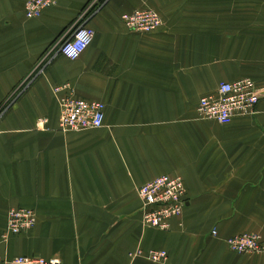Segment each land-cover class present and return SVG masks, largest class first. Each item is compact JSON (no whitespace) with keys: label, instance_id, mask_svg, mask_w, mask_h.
Wrapping results in <instances>:
<instances>
[{"label":"crops","instance_id":"0c3cea01","mask_svg":"<svg viewBox=\"0 0 264 264\" xmlns=\"http://www.w3.org/2000/svg\"><path fill=\"white\" fill-rule=\"evenodd\" d=\"M26 1L0 0V237L10 208L37 221L0 240V264H264L225 244L264 240V0H57L32 18ZM89 7L93 39L66 58L56 44ZM143 8L162 23L128 30L121 14ZM242 77L261 96L253 114L197 116L201 96ZM68 92L103 102V125L59 130ZM165 173L182 178L186 204L161 230L142 224L137 187ZM152 249L167 260H149Z\"/></svg>","mask_w":264,"mask_h":264},{"label":"built area","instance_id":"2783aa9c","mask_svg":"<svg viewBox=\"0 0 264 264\" xmlns=\"http://www.w3.org/2000/svg\"><path fill=\"white\" fill-rule=\"evenodd\" d=\"M57 0H27L24 14L27 18L37 17L42 11L56 3ZM91 8H87L72 26L67 37L57 44V52L69 59H76L90 44L94 30L84 19ZM123 25L134 32H150L162 23L159 13L152 8L136 9L121 14ZM49 52L43 54L41 63L49 59ZM31 76L20 84L22 88L28 84ZM61 87H55L58 91ZM260 94L249 77L233 81H221L216 89L201 96L196 105V114L201 119H211L220 124H228L235 116L251 115L260 99ZM105 105L101 101L77 98L68 92L59 99L58 128L61 131H80L98 128L103 125ZM2 108L0 109V118ZM46 118L39 117L35 125L41 128ZM141 200V222L167 230L172 218L181 215L186 204V188L179 175L161 174L137 187ZM36 213L31 208L14 207L6 214L5 228L0 240L10 235L26 232L36 225ZM211 234H216L212 229ZM226 246L237 253H264V240L256 232L236 233L226 237ZM147 258L156 262H165L168 258L165 250H149ZM8 264H58L55 257L43 258L37 256H17L6 260Z\"/></svg>","mask_w":264,"mask_h":264},{"label":"rangeland","instance_id":"374dc122","mask_svg":"<svg viewBox=\"0 0 264 264\" xmlns=\"http://www.w3.org/2000/svg\"><path fill=\"white\" fill-rule=\"evenodd\" d=\"M260 235V234H259ZM261 236V235H260ZM262 238V237H261ZM20 256H25V255H20ZM26 256H35V255H26ZM15 257H17V256H15ZM37 257H41V256H37ZM14 258V257H13ZM44 258V257H43ZM48 258H50V257H48ZM10 259H12V258H10ZM58 259V258H57ZM6 260H8V259H6ZM6 260H4V262L6 263ZM59 260V259H58ZM8 264V263H7ZM59 264V263H58Z\"/></svg>","mask_w":264,"mask_h":264}]
</instances>
